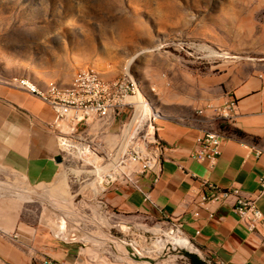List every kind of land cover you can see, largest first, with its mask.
Instances as JSON below:
<instances>
[{
	"label": "crops",
	"instance_id": "crops-1",
	"mask_svg": "<svg viewBox=\"0 0 264 264\" xmlns=\"http://www.w3.org/2000/svg\"><path fill=\"white\" fill-rule=\"evenodd\" d=\"M246 65L220 74L204 72L195 91L174 96L158 123L157 133L169 145L162 172L156 182L151 173L140 176L143 191L120 182L102 187L91 170L76 171L75 158L60 143L52 106L12 81H0V264H137L127 256V245L118 251L108 236L101 245L68 235L80 234L88 221L113 236L117 226L125 231L164 215L181 221L184 233L205 255L226 264H264L263 236L240 221L233 195L201 204L208 183L219 190L240 188L264 212V74ZM229 95L237 101L236 114L222 124V153L210 166L193 156L204 126L193 119L194 109L221 104ZM128 111L74 126L94 146L115 150L126 135ZM70 207L81 221L70 216Z\"/></svg>",
	"mask_w": 264,
	"mask_h": 264
},
{
	"label": "rangeland",
	"instance_id": "rangeland-1",
	"mask_svg": "<svg viewBox=\"0 0 264 264\" xmlns=\"http://www.w3.org/2000/svg\"><path fill=\"white\" fill-rule=\"evenodd\" d=\"M245 63L264 74V0H0V81L27 77L41 87L65 85L87 66L106 79L129 74L140 90L128 99L134 107L126 108L128 126L132 115L171 109L174 96L195 91L204 72L220 74ZM61 125L74 169L91 170L101 182L110 151L94 146L74 124ZM126 144L124 136L116 158ZM67 211L78 218L76 208ZM81 228L77 239L103 245L108 236L118 251L125 249L121 240L135 239L124 226L113 228L117 238L88 221ZM185 253L205 256L196 247ZM174 257L165 251L148 264L191 262Z\"/></svg>",
	"mask_w": 264,
	"mask_h": 264
},
{
	"label": "built area",
	"instance_id": "built-area-1",
	"mask_svg": "<svg viewBox=\"0 0 264 264\" xmlns=\"http://www.w3.org/2000/svg\"><path fill=\"white\" fill-rule=\"evenodd\" d=\"M13 82L52 106L59 121V138L62 147L67 146L68 143L64 137L68 132L62 130V121L75 125L94 117L104 119L126 108H134L133 102L128 99L140 90L139 82L129 74L106 79L93 66L77 70L70 83L65 85L50 81L41 87L27 77L14 78ZM236 108L237 101L232 95H229L221 104L209 102L195 107L193 119L204 124L201 133L197 136V147L193 152V156L198 161L207 162L210 166L215 165L222 153L221 146L224 138L222 124L233 121ZM162 116V113L157 111L148 115L131 116L129 126L126 123L128 130H132L131 134L129 131L125 135L126 148L118 158H116V152H118L116 149L106 155L112 162L103 165L107 167L108 173L100 176L102 187L120 182L131 184L136 189L143 191L139 182L140 176L151 173L155 182L160 178L162 160L169 148V145L157 133V120ZM70 147L74 148L73 145ZM205 185L208 188V193L202 194L201 204L208 201H222L227 196L233 195L235 197L234 208L238 218L247 229L262 234L264 247V212L259 208L256 198L244 195L238 187L232 190H219L215 185L208 183ZM263 192L264 174L260 177V194ZM145 198L150 199L147 193H145ZM125 231L134 233L135 241L131 239L130 242L125 240H121V242L129 245L130 250L127 256L137 264L151 263V260L161 256L165 251L174 253L177 258L189 259V253H185L190 249L188 245L191 244L199 249L193 240L184 233L182 222L167 215H164L162 220L150 225L133 224L128 226ZM72 237V240H79L75 234ZM111 241L114 243V240ZM176 257L174 259H177ZM201 258L206 264H226L221 258L211 255L201 256ZM44 264L56 263L47 260Z\"/></svg>",
	"mask_w": 264,
	"mask_h": 264
},
{
	"label": "trees",
	"instance_id": "trees-1",
	"mask_svg": "<svg viewBox=\"0 0 264 264\" xmlns=\"http://www.w3.org/2000/svg\"><path fill=\"white\" fill-rule=\"evenodd\" d=\"M189 257L191 259L192 264H206L205 261H203L200 257L196 255L189 254Z\"/></svg>",
	"mask_w": 264,
	"mask_h": 264
},
{
	"label": "bare ground",
	"instance_id": "bare-ground-1",
	"mask_svg": "<svg viewBox=\"0 0 264 264\" xmlns=\"http://www.w3.org/2000/svg\"><path fill=\"white\" fill-rule=\"evenodd\" d=\"M144 108V103L141 102V106H140V109H143ZM190 248H194L191 244L188 245Z\"/></svg>",
	"mask_w": 264,
	"mask_h": 264
}]
</instances>
